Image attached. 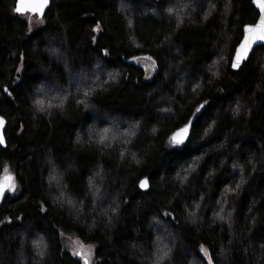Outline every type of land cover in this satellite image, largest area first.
<instances>
[{"label":"trees","instance_id":"trees-1","mask_svg":"<svg viewBox=\"0 0 264 264\" xmlns=\"http://www.w3.org/2000/svg\"><path fill=\"white\" fill-rule=\"evenodd\" d=\"M15 6L0 0V264H83L68 232L96 264H209L202 247L264 264V44L231 66L252 0H51L34 27Z\"/></svg>","mask_w":264,"mask_h":264},{"label":"snow or ice","instance_id":"snow-or-ice-1","mask_svg":"<svg viewBox=\"0 0 264 264\" xmlns=\"http://www.w3.org/2000/svg\"><path fill=\"white\" fill-rule=\"evenodd\" d=\"M47 5V0H40V2L33 3L31 5H28L25 3V0H20V6L16 8V11L18 13H25L26 11H41L43 7ZM260 7L262 10H264V0H260ZM248 36L245 38L244 43L241 45V51L238 52L236 61L233 64V67H238L240 61L247 55L248 49L251 47L253 43L256 41H264V17L261 18L259 24L256 27H249L247 30ZM4 121L2 118H0V129L3 128ZM187 129L183 130V133L186 134ZM177 137H181L178 139ZM173 142L175 143H182V136L180 133L177 134V136H174L172 138ZM3 136L0 135V143H3ZM5 172H7V169H5ZM13 178L11 176H8L5 178V183H0V197L4 196V193L6 190H14L15 185L11 182ZM142 188L148 187L147 180H144L141 182ZM205 251V255L207 256V250ZM76 255H83L82 252L78 251L74 253ZM85 264H87V259H85ZM209 264H211L210 258H209Z\"/></svg>","mask_w":264,"mask_h":264},{"label":"water","instance_id":"water-1","mask_svg":"<svg viewBox=\"0 0 264 264\" xmlns=\"http://www.w3.org/2000/svg\"><path fill=\"white\" fill-rule=\"evenodd\" d=\"M39 2H40V0H25V3L28 4V5H31V4H33V3H37V4H38ZM252 3H253V5L256 7V9L258 10V12H259V16H258V18H257V20H256L255 22H253V23H248V24L244 25V27H243V35H242V38H241V40L239 41V43L237 44V46L235 47L234 54H233L232 61H231V66H232V68L235 69V70L239 69V68L242 66V64H243L245 61H247V60L249 59L251 53L253 52V50H254L257 46H259V45H263V44H264V41H256L255 43H253V44L251 45V47L248 49V51H247V55H246V56L240 61L239 66H238V67H233L234 62L236 61L237 54H238V52L241 51V45L244 43L245 38L248 36V33H247L246 30H247L249 27H256V26L259 24L261 18L264 17V10H262L261 7H260V0H252ZM50 4H51V0H47V5H46L45 7H43L42 12H41V11H26L25 13H27V12H28V13H36L39 17H43L45 11L47 10V8L49 7ZM18 6H20V0H16L15 11H16V8H17ZM16 12H17V11H16ZM17 13H18V12H17ZM19 14H24V13H19ZM0 118H2L3 121H4L3 128L0 129V135L3 136V141H4V142L1 143V144L5 145V144H6L5 129H6L7 125H8V120H7V118H6L4 115H2L1 113H0ZM190 127H191V121H189V122L186 123L185 125H183V126L177 128V129H176L175 131H173V133L171 134V139H172L174 136H177L178 133H180L181 136H182V141H183L182 143L186 142V141L188 140V138H189ZM184 129H187L186 134L183 133V130H184ZM177 138L180 139L181 137H177ZM172 141H173V140H172ZM8 176H11V177L13 178V180L11 181V182L13 183V182H14V176H13L12 173H4V174L1 176V178H0V183H5V178L8 177ZM144 180H147V182H148V187H147V188H142V187H141V188H142L143 190H147V189L149 188V181H148V178H147V177H144V178H142V179L140 180V186H141V182L144 181ZM6 191H7V190H6ZM6 191H5V192H6ZM4 194H5V193H4ZM2 199H3V197H0V202H1Z\"/></svg>","mask_w":264,"mask_h":264},{"label":"rangeland","instance_id":"rangeland-1","mask_svg":"<svg viewBox=\"0 0 264 264\" xmlns=\"http://www.w3.org/2000/svg\"><path fill=\"white\" fill-rule=\"evenodd\" d=\"M23 15L25 16V18L29 20L30 24L33 27L40 26L41 24L44 23V19L42 17H39L36 13L27 12V13H24ZM142 62H144L151 71L154 69V63L150 58L148 59L144 58ZM74 77L75 78L73 81L77 82L81 79L82 76L76 74ZM4 173H9V172L4 171ZM64 241H65L66 247L69 248L73 253H76L78 251L83 253V255H78L82 259L83 264H85V259H87V264H96L94 261V245L83 243L75 234H72L69 232L64 233ZM204 250H207V256L205 255ZM202 252L205 255V257H207L208 259L210 258V254L207 248L202 247Z\"/></svg>","mask_w":264,"mask_h":264}]
</instances>
